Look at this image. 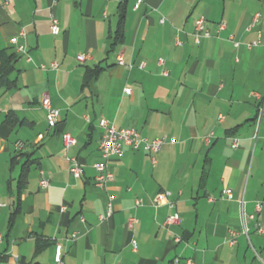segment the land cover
<instances>
[{"label": "crops", "instance_id": "1", "mask_svg": "<svg viewBox=\"0 0 264 264\" xmlns=\"http://www.w3.org/2000/svg\"><path fill=\"white\" fill-rule=\"evenodd\" d=\"M199 17L210 36L196 42ZM10 55L11 70L0 71V264H48L56 242L64 264H264L254 230L264 229V0H0V64ZM44 94L59 111L53 128ZM100 118L166 138L154 163L128 147L111 157L106 189L93 184ZM68 157L82 165L77 179ZM160 191L172 207L153 203ZM108 194L112 213L100 219ZM241 211L254 215L248 237ZM174 212L180 222L165 225Z\"/></svg>", "mask_w": 264, "mask_h": 264}, {"label": "built area", "instance_id": "2", "mask_svg": "<svg viewBox=\"0 0 264 264\" xmlns=\"http://www.w3.org/2000/svg\"><path fill=\"white\" fill-rule=\"evenodd\" d=\"M139 4V1L136 2V6ZM258 15L256 14L254 16V21H256ZM206 20L203 17H199L194 20V40L198 42L200 37H209L210 33L206 28ZM223 24H219V28H222ZM50 31L53 35H56L59 32V24L58 19L51 14L50 15ZM21 35L24 33L21 32ZM12 43H16V39H11ZM258 41H254L248 46L256 45ZM238 43L234 42V46H237ZM16 50L18 52H24V46L23 45H17ZM89 58L88 53H81L76 55V60L78 62H84L86 59ZM118 64H122V59L118 58ZM163 59L159 58L157 61V64L162 67L161 73L163 75L167 74V70L163 68ZM143 63L141 64V66ZM50 67L57 68V63L52 62L50 64ZM124 92L129 94L130 89L125 88ZM40 105L45 110V121L49 128H53L56 126V124L59 122V111L51 106L49 96L47 94L42 95L40 99ZM264 114V101L261 103L260 107L258 108L257 113V126L259 125L260 119ZM222 116H219V119H221ZM98 126L102 130L101 138L98 145V151H99V160L93 164V168L95 171L94 175V186L100 188V189H106L107 185L113 181V173L110 169L109 165V159L114 156H120L123 153V149L125 147L130 148L131 150H143L146 153L149 154L150 160L154 163L155 161V155L156 153L161 149V147L166 143L165 137H157L153 139H148L146 137H143L138 133V131L134 127H115L110 121H108L105 118H100L98 120ZM61 141L64 148L68 149L72 147L75 144V139L68 133V132H62L61 133ZM170 142L173 141V139L169 140ZM210 137L207 136L204 138L205 143H209ZM23 144L21 142L16 143V148L19 150ZM232 147H237L238 142L236 139H232L231 141ZM69 165H68V173L71 177L77 179L81 176L82 173V165L78 162V160L75 157H68L67 158ZM41 176L39 179V186L42 189H45L49 185V181L46 177L42 175V172H40ZM222 195L228 199L232 197V191L229 188H225L222 190ZM168 191H160L158 192L154 199L153 203L155 205H159L161 203H167L169 207H172V203L168 200L169 196ZM112 195H107V203H106V212L104 215L99 216L100 219H104L106 217H109L112 213ZM135 204H140L139 200L135 201ZM5 204L0 202V207L4 206ZM260 210V203L257 202L255 205V211L259 212ZM82 220V217H81ZM181 220L178 213H172L170 215H167L164 220L165 225H172L177 224ZM240 220V233L248 237L249 235V226L247 225L248 221L254 220V215H249L244 213L243 211L240 212L239 216ZM135 221L134 218H129L127 221V225L130 226ZM254 230L257 234L264 233V229L262 226L258 223H254ZM229 238L227 239L228 245H233L235 243V237L236 232L233 230H229ZM76 234L72 233L71 236L67 240H74ZM1 238V235H0ZM134 245V241H132ZM63 247L60 243H54V253L52 257V261L48 264H64L63 262Z\"/></svg>", "mask_w": 264, "mask_h": 264}, {"label": "trees", "instance_id": "3", "mask_svg": "<svg viewBox=\"0 0 264 264\" xmlns=\"http://www.w3.org/2000/svg\"><path fill=\"white\" fill-rule=\"evenodd\" d=\"M12 59H14V57L10 55V56H7L4 61H2V63L0 64V71L2 73L5 74V73L9 72V70H11V68H12L11 61H12ZM98 70L99 69L89 70L90 73L88 72V76L93 75L92 77H94L96 75V73L98 72ZM23 182H24V175L22 174L20 176V179H19V182H18L19 188L23 185Z\"/></svg>", "mask_w": 264, "mask_h": 264}]
</instances>
